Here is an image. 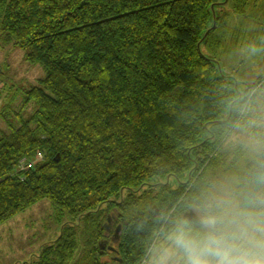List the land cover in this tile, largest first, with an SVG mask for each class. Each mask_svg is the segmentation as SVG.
<instances>
[{"label":"trees","instance_id":"1","mask_svg":"<svg viewBox=\"0 0 264 264\" xmlns=\"http://www.w3.org/2000/svg\"><path fill=\"white\" fill-rule=\"evenodd\" d=\"M219 1L0 0V42L23 50L45 73L37 84L17 89L0 72L6 127L0 126V225L42 201L71 219L28 264H77L80 236L95 264H117L113 257L140 264L160 218L175 207L191 210L208 191L204 175L225 160L216 148L235 129L252 90L227 123H218L238 97L200 57L198 44ZM225 11L203 45L218 61L209 45ZM18 97L22 108L14 122L10 110ZM30 106L34 112L26 119ZM38 154L43 160L34 169L18 172ZM234 154L244 156L239 149ZM253 162L241 163L242 180ZM191 171L187 185H158L168 177L187 180ZM153 190L157 207L147 204L131 215ZM110 215L117 220L108 234ZM118 226L115 253L109 247Z\"/></svg>","mask_w":264,"mask_h":264},{"label":"rangeland","instance_id":"2","mask_svg":"<svg viewBox=\"0 0 264 264\" xmlns=\"http://www.w3.org/2000/svg\"><path fill=\"white\" fill-rule=\"evenodd\" d=\"M209 46L211 53L221 60L227 75L235 76L240 83L252 87L249 101L244 107V109H249V112L247 116L242 112L237 122L257 116L264 119V0H230ZM251 46L257 49L255 53L250 51ZM2 71L12 83H15L17 89L37 84L45 75L41 67L30 65L25 60L23 50L3 45L0 42V72ZM12 83L8 82L9 85ZM1 105L2 103L0 107ZM21 108L22 97H18L10 110L12 121H16L15 114ZM33 112L34 107L30 106L23 111L22 115L28 119ZM0 126L2 129L6 128L3 121H0ZM246 143L247 135L235 128L222 146L216 148L215 153L217 156L220 153L224 155L225 162L218 161L217 170L211 168L205 173V168H203L198 175L200 176L204 171L203 181L208 183V190L242 181L244 176L237 170L240 171L241 163L246 159L254 161L252 168L263 164L260 156L256 157L248 151L245 147ZM238 149L244 155L240 159H237L234 154ZM234 161L235 166L232 165ZM171 183L172 186H178L174 179H171ZM156 193L153 190L152 194L145 199L137 201L136 207L130 211V214L137 215L145 209L147 204L152 208L157 207V204L151 201ZM175 209L170 213H174ZM183 209L184 207L178 208V211H184ZM70 220L67 217H60L59 212L48 201H42L1 224L0 264L36 262L40 249L45 244L55 241L61 234L62 225ZM80 239H82L83 251L81 252L83 254L77 264H95L92 261L94 258L91 255L92 252L89 253V249L84 250L85 244L82 236ZM105 261L109 260L102 259L101 263Z\"/></svg>","mask_w":264,"mask_h":264},{"label":"clouds","instance_id":"3","mask_svg":"<svg viewBox=\"0 0 264 264\" xmlns=\"http://www.w3.org/2000/svg\"><path fill=\"white\" fill-rule=\"evenodd\" d=\"M242 112L247 116L249 109ZM235 128L247 135L250 153L264 154V119L249 117ZM188 207L193 215L176 211L160 218L142 264H264V164L242 181L209 189Z\"/></svg>","mask_w":264,"mask_h":264},{"label":"water","instance_id":"4","mask_svg":"<svg viewBox=\"0 0 264 264\" xmlns=\"http://www.w3.org/2000/svg\"><path fill=\"white\" fill-rule=\"evenodd\" d=\"M229 4V0H220L219 2L217 3H214L211 5L209 11L211 13V18H210V27L208 30H206L203 34H202V39L200 41V43L198 44V52H199V55L202 59L212 63L216 69H217V73L219 74L220 77L226 79V80H229V82L231 84L234 85V92L236 93L237 95V99L235 100L234 103H232L230 105V111H229V114L227 116V118L223 121H220L218 123H221V124H225L227 123L231 116H232V113H233V109H234V105L235 104H239L242 102L243 100V95L245 92H247L249 90V85H245V84H242L240 83L235 76H231V75H227L224 71V65L218 61L217 59H215L212 55H209L206 51H205V48H203V45H205L208 40H209V36L210 34H212L216 28H217V23H218V20L219 18L221 17L222 15V11L226 10L227 9V5ZM206 129L208 132H210L206 126ZM214 139V137L212 138ZM261 159H262V162L264 164V154H261ZM194 170V169H193ZM192 172L191 171L189 173V175L187 176V180H184V181H181V180H175L177 182V184L180 186V185H187L190 183V180L192 178ZM171 183V178L168 177L166 179V181H161L159 182L158 185H168ZM188 215H193L194 212L193 211H190L188 213H186ZM117 220V215H110L108 217V222L107 224L105 225L107 231H108V234H110L111 232L114 231V227H115V221ZM80 222H81V217L78 219V222L76 223V225H80ZM63 230V227H61V232ZM120 231H121V226H118L116 229H115V233L112 237V240H113V243L111 244V246L109 247V250L112 251V252H115L116 253V250L115 248L113 247V245L115 243H118V240L120 238ZM115 240V241H114ZM48 244V243H47ZM106 244V243H104ZM46 246V244L44 245ZM44 246L42 247V249H40V253L42 252ZM38 256V255H37ZM36 256V257H37ZM115 263L117 264H122V261L118 258V257H113L112 259Z\"/></svg>","mask_w":264,"mask_h":264},{"label":"built area","instance_id":"5","mask_svg":"<svg viewBox=\"0 0 264 264\" xmlns=\"http://www.w3.org/2000/svg\"><path fill=\"white\" fill-rule=\"evenodd\" d=\"M41 160H43V155L38 154L37 157L32 161H27V160L22 161L19 165L18 172H23L25 170L34 169L36 163L40 162Z\"/></svg>","mask_w":264,"mask_h":264},{"label":"flooded vegetation","instance_id":"6","mask_svg":"<svg viewBox=\"0 0 264 264\" xmlns=\"http://www.w3.org/2000/svg\"><path fill=\"white\" fill-rule=\"evenodd\" d=\"M177 187H179V185H178ZM177 187H175V186H172V183H170V185H169V188L176 189ZM190 211H193V212H194V210H193V209H191V210L187 211L186 213H188V212H190Z\"/></svg>","mask_w":264,"mask_h":264},{"label":"crops","instance_id":"7","mask_svg":"<svg viewBox=\"0 0 264 264\" xmlns=\"http://www.w3.org/2000/svg\"><path fill=\"white\" fill-rule=\"evenodd\" d=\"M33 256H35V255H33Z\"/></svg>","mask_w":264,"mask_h":264}]
</instances>
